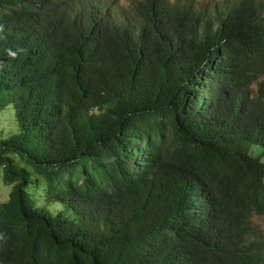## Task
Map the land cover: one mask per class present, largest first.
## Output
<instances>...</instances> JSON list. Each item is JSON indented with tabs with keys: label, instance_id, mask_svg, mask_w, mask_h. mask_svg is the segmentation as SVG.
<instances>
[{
	"label": "trees",
	"instance_id": "16d2710c",
	"mask_svg": "<svg viewBox=\"0 0 264 264\" xmlns=\"http://www.w3.org/2000/svg\"><path fill=\"white\" fill-rule=\"evenodd\" d=\"M114 1L0 0V264H264V0Z\"/></svg>",
	"mask_w": 264,
	"mask_h": 264
},
{
	"label": "rangeland",
	"instance_id": "374dc122",
	"mask_svg": "<svg viewBox=\"0 0 264 264\" xmlns=\"http://www.w3.org/2000/svg\"><path fill=\"white\" fill-rule=\"evenodd\" d=\"M109 1L112 2L113 0H109ZM129 1L130 0H116L114 1L113 5H119L121 7H126ZM181 1L188 2L189 4L193 3L194 7L207 6L208 9L211 10L213 9L215 4H218L219 6L221 5L224 6L225 4H228L232 2L233 0H181ZM262 78L264 79V75L262 76ZM17 130H18V126L14 118L13 105L9 104L0 111V137L8 136L12 133L17 132ZM251 151L253 155H257L258 153H260L261 147L256 144H253L251 146ZM262 160L264 161V157ZM10 188L11 186L5 184L0 178V202L7 200ZM39 203L44 204L45 201L40 200ZM50 209L56 212L57 210L61 209V206L58 203H55L54 205L50 206ZM252 222L264 235V218L258 215H254L252 217Z\"/></svg>",
	"mask_w": 264,
	"mask_h": 264
},
{
	"label": "clouds",
	"instance_id": "9594fccd",
	"mask_svg": "<svg viewBox=\"0 0 264 264\" xmlns=\"http://www.w3.org/2000/svg\"><path fill=\"white\" fill-rule=\"evenodd\" d=\"M8 25L10 26L13 35L17 37L20 32L19 24L16 21H13V22H9ZM11 38H12L11 33L0 34V46L6 47L10 43Z\"/></svg>",
	"mask_w": 264,
	"mask_h": 264
}]
</instances>
